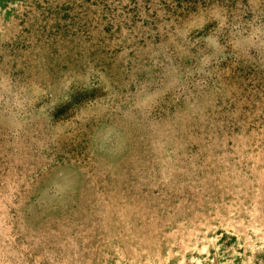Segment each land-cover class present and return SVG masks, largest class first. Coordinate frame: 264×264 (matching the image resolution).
<instances>
[{
	"label": "rangeland",
	"instance_id": "obj_1",
	"mask_svg": "<svg viewBox=\"0 0 264 264\" xmlns=\"http://www.w3.org/2000/svg\"><path fill=\"white\" fill-rule=\"evenodd\" d=\"M0 264H264V0H0Z\"/></svg>",
	"mask_w": 264,
	"mask_h": 264
}]
</instances>
